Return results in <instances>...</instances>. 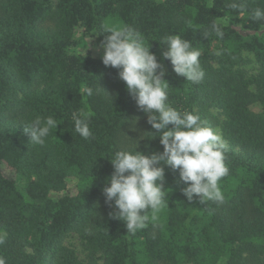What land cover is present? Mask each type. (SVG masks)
Listing matches in <instances>:
<instances>
[{
  "label": "trees",
  "instance_id": "trees-1",
  "mask_svg": "<svg viewBox=\"0 0 264 264\" xmlns=\"http://www.w3.org/2000/svg\"><path fill=\"white\" fill-rule=\"evenodd\" d=\"M49 1L0 0V257L6 264H264V73L245 78L234 68L248 51L264 70V21L250 15L264 0H58L56 10ZM213 22L222 38L203 36ZM121 24L139 31L163 65L169 103L220 127L230 169L220 181L223 202L199 203L187 201L178 172L167 168L168 204L155 220L148 212L134 234L109 216L114 208L102 193L113 173L108 159L134 148L123 133L145 155L163 148L159 139H140L152 131L147 115L117 69L103 65V52H69L77 29L100 47L102 28ZM170 34L201 51V82L177 76L163 57ZM85 86L92 96L82 93ZM73 112L92 113L94 139L72 130ZM49 115L57 131L44 146L30 143L24 124ZM136 118L133 130L128 121ZM69 231L79 235L88 262L61 244Z\"/></svg>",
  "mask_w": 264,
  "mask_h": 264
},
{
  "label": "clouds",
  "instance_id": "clouds-1",
  "mask_svg": "<svg viewBox=\"0 0 264 264\" xmlns=\"http://www.w3.org/2000/svg\"><path fill=\"white\" fill-rule=\"evenodd\" d=\"M231 7L244 6L233 2ZM250 15L255 21H264V7L254 8ZM202 34L205 38L209 34L222 38L224 32L213 22L210 31L205 30ZM99 35L104 36L100 44L103 65L117 69L119 80L137 107L147 115L152 131L144 133L140 139H159L163 148L162 152L152 151L145 155L137 150L138 140L121 132L134 141L135 146L121 147L114 151L111 159L107 158L113 173L106 179L102 193L105 202L114 208L109 213L110 218L123 222L126 230L133 234L144 228L149 219L148 212L155 220L156 214L168 204V190H171L165 188V167L178 172L179 182L185 185L181 193L188 202H193L194 198H198L199 203L223 202L220 181L230 172L225 156L227 142L195 110L182 111L169 103L168 88L171 87L164 80L163 65L139 31L121 24L104 26ZM164 40L167 50L163 57L170 61L175 74L192 83L201 82L205 76L199 59L201 51L180 35L170 34ZM100 90L105 92L98 86L96 91ZM81 91L87 96L94 94L90 86ZM91 116V112H73L71 115L72 130L85 140L94 139ZM137 119L128 121L133 130ZM59 125L51 115L36 116L24 124L23 131L29 136L30 143L44 146L52 130L57 131ZM3 243L4 239L0 237V244ZM0 264H6L3 257H0Z\"/></svg>",
  "mask_w": 264,
  "mask_h": 264
},
{
  "label": "rangeland",
  "instance_id": "rangeland-1",
  "mask_svg": "<svg viewBox=\"0 0 264 264\" xmlns=\"http://www.w3.org/2000/svg\"><path fill=\"white\" fill-rule=\"evenodd\" d=\"M58 4V0H50L49 5L53 10H56ZM242 16L240 15L238 17V20L240 21ZM236 29H240V24L236 25ZM75 40L78 41L77 45L70 49V53L73 54H80L83 56H91L93 58L99 57L102 55V48L95 45L94 37L92 35H83L80 29L76 30L75 34ZM211 47L217 51L216 49L219 47L218 44L212 43ZM234 68L241 71L242 75L245 78L251 77V76H260L264 73V70L262 69L259 61L256 59V57L253 55V53H250L248 51H241L240 57L238 60H235ZM251 91H254L255 88L252 86L250 87ZM212 113L219 116L220 120L222 121V116H220V111L217 109H209ZM214 130H216V134L221 136L220 133V127H213ZM167 167H165V174L169 171L166 170ZM17 185L21 186L23 185V182L21 179H16ZM62 194V193H61ZM61 194H58L59 196ZM60 242L63 246L67 247L68 249L72 250L77 258V260L80 263H86L89 261V255L87 251L82 246V242L80 240L79 235L74 231H69L68 233L64 234ZM101 263V262H98ZM218 264H224L222 262H219Z\"/></svg>",
  "mask_w": 264,
  "mask_h": 264
}]
</instances>
